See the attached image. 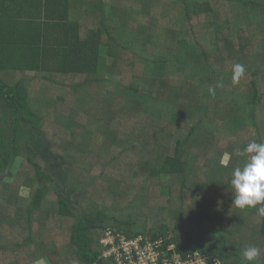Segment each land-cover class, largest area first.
<instances>
[{
    "label": "trees",
    "instance_id": "1",
    "mask_svg": "<svg viewBox=\"0 0 264 264\" xmlns=\"http://www.w3.org/2000/svg\"><path fill=\"white\" fill-rule=\"evenodd\" d=\"M253 140L264 0H0V264H118L108 232L264 264V217L231 206Z\"/></svg>",
    "mask_w": 264,
    "mask_h": 264
},
{
    "label": "clouds",
    "instance_id": "2",
    "mask_svg": "<svg viewBox=\"0 0 264 264\" xmlns=\"http://www.w3.org/2000/svg\"><path fill=\"white\" fill-rule=\"evenodd\" d=\"M243 65L233 66L232 81L239 82L244 75ZM214 94L215 90L210 88ZM237 156H246L242 167H236L230 178L232 205L241 211L255 209L260 217H264V142L255 140L248 143L243 151L237 150ZM259 205V207H257ZM243 264H258L260 249L247 246L241 253Z\"/></svg>",
    "mask_w": 264,
    "mask_h": 264
},
{
    "label": "built area",
    "instance_id": "3",
    "mask_svg": "<svg viewBox=\"0 0 264 264\" xmlns=\"http://www.w3.org/2000/svg\"><path fill=\"white\" fill-rule=\"evenodd\" d=\"M163 242L161 240L152 243L142 237L127 240L124 236L108 232L102 240V245L106 249L104 257L114 256L118 264H222L215 258L200 252L184 259L180 254L174 252L175 245L170 246L167 252L168 255L171 251L173 254L163 259L161 251Z\"/></svg>",
    "mask_w": 264,
    "mask_h": 264
},
{
    "label": "rangeland",
    "instance_id": "4",
    "mask_svg": "<svg viewBox=\"0 0 264 264\" xmlns=\"http://www.w3.org/2000/svg\"><path fill=\"white\" fill-rule=\"evenodd\" d=\"M101 53L103 55H107V46L102 45ZM109 77L111 79L118 80V75H113V76H110L109 75ZM228 160H229V156H226L225 163H227ZM22 162H23V157H17L15 159V161L13 162V164L10 166V168L5 173V178H6L7 181H12L13 180V178H14L17 170L20 168V165L22 164ZM21 195H23L25 197H28L29 196V190L27 188L21 189ZM208 206H209V208H212L213 207V203L212 202H209L208 203ZM210 226H212V223H208V228ZM35 264H50V262H49L48 259H43V260H40L39 262H37Z\"/></svg>",
    "mask_w": 264,
    "mask_h": 264
}]
</instances>
